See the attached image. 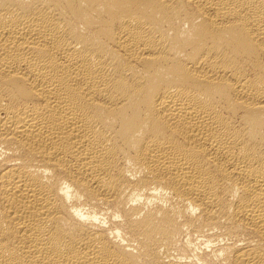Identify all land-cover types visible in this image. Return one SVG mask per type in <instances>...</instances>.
<instances>
[{
	"label": "bare ground",
	"instance_id": "obj_1",
	"mask_svg": "<svg viewBox=\"0 0 264 264\" xmlns=\"http://www.w3.org/2000/svg\"><path fill=\"white\" fill-rule=\"evenodd\" d=\"M0 264H264V0H0Z\"/></svg>",
	"mask_w": 264,
	"mask_h": 264
}]
</instances>
